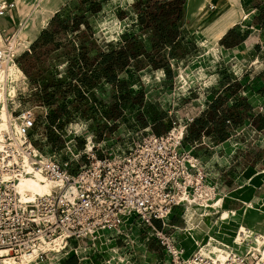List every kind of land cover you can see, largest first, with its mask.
Instances as JSON below:
<instances>
[{
    "label": "rangeland",
    "instance_id": "rangeland-1",
    "mask_svg": "<svg viewBox=\"0 0 264 264\" xmlns=\"http://www.w3.org/2000/svg\"><path fill=\"white\" fill-rule=\"evenodd\" d=\"M23 2L22 0L18 3ZM74 2L77 5L75 14L62 12L59 14L60 21L71 26L73 19L82 17L83 21L90 24V31L81 26L77 33L59 32L54 34L53 40L49 43L33 49L26 48L27 42L30 41L28 30L26 35L20 36L21 43L13 42L12 47H16L17 44L24 45L23 50L15 55L17 57L15 63H11L6 72L0 70V114L5 106L8 116L7 126L0 128L1 134L5 130L9 132L12 130V135L17 138L16 133L19 131L16 126H19L20 120L17 117L20 111L33 109L37 123L31 132L30 140L34 142V148L46 159H54L60 163L69 162L70 173H75L80 166L88 164V158L92 154L102 157L105 154L126 150L132 143L131 135L143 129L138 121L139 110L136 106H128L124 109L125 115L119 120V124L107 119L113 104L119 103L122 92H130V100L142 93L145 101L144 111L147 115L151 113L147 110L146 102L152 101L157 113L167 112L170 118L176 120L187 115L193 116L194 109L200 105L199 101H203L205 90L214 83L215 72L221 71L224 74L228 69L236 72L243 69L236 59H234L235 63L231 61L226 64L214 40L198 32V42L202 47L192 48L189 58L174 65L172 79L146 67L140 73H135L132 69L118 72L122 83L118 88L105 84L97 75H89L87 84L84 85L83 78L77 75V69L74 68V64L81 65L78 56L80 46L86 44L89 56L93 58L95 54L93 43L104 51H109L117 42L125 41L127 35H132L127 34L126 30L129 29L132 21L138 18L144 0H75ZM207 7L210 8L209 2ZM51 16V12L41 16L34 34L38 32L39 27H43L42 18L48 20ZM248 20L242 19L241 22L244 25ZM55 26L58 27V23H55ZM50 31L53 29L50 28ZM137 31L139 34L136 35L140 36V39H145L147 34L144 32L140 35L139 29ZM1 39L4 44L2 36ZM177 54L179 58L183 57L186 54L185 47H178ZM16 66L22 69L26 77L17 73ZM148 96L151 100H148ZM43 108L47 109L48 115H45ZM57 108L62 110V115L53 124L50 117ZM14 109L16 112L13 113ZM194 145L190 132L183 146L185 150L192 151ZM201 149V147L196 148L193 153L202 157ZM205 209L199 208L198 212ZM181 213L184 214V210H181ZM216 213L213 212L210 217L212 222L217 221ZM188 218V227L191 224L194 227L199 224L202 230H206L199 221L201 217H191V220ZM155 226L159 229L156 224ZM172 226L175 228H171ZM127 229L136 243L134 249L129 248L125 243L107 240L106 237L96 242L70 241L68 246L60 251H57L60 247H47L42 257L27 264H65V257L74 253L76 260L78 261L79 257L83 264H150L151 261L142 252L145 250L148 233L154 235V231L136 223L127 226ZM165 229H168L167 233L172 234L177 245L183 249L182 242L185 240V229H187L186 217H173ZM191 233L194 234V239L197 238L196 240L201 243L196 249L202 250L206 242L205 237L200 239L189 227L188 234L191 241L193 238ZM260 236L264 238V235H256V239ZM188 238L187 236L186 239ZM153 240L150 238V243ZM190 246L188 242L185 243V252ZM158 247L162 248L159 243ZM169 261V257L161 251L157 257V264H167ZM16 262L23 264L19 259Z\"/></svg>",
    "mask_w": 264,
    "mask_h": 264
},
{
    "label": "built area",
    "instance_id": "built-area-1",
    "mask_svg": "<svg viewBox=\"0 0 264 264\" xmlns=\"http://www.w3.org/2000/svg\"><path fill=\"white\" fill-rule=\"evenodd\" d=\"M15 7V2L0 0V18ZM13 37L0 46V70L17 58L10 47ZM43 110L47 115V109ZM17 118L22 143L9 133L0 134V258H18L40 240L59 239L63 250L70 241L96 242L106 237L117 242L124 238L134 249L136 243L127 229L131 217L132 224L154 231L147 240L158 241L170 259L167 264H264V258L254 253L231 254L224 263L200 255L185 260L182 248L165 229L176 208L185 210L190 201L198 209L209 208L221 195L210 167L183 148L194 116L176 118L164 135H156L150 128L133 133L126 150L102 157L92 154L89 163L75 173L69 172V162L36 153L30 140L37 123L33 109L21 110ZM25 161L48 181L58 183V192L22 203L17 181L24 174ZM156 222L162 228H156Z\"/></svg>",
    "mask_w": 264,
    "mask_h": 264
},
{
    "label": "crops",
    "instance_id": "crops-1",
    "mask_svg": "<svg viewBox=\"0 0 264 264\" xmlns=\"http://www.w3.org/2000/svg\"><path fill=\"white\" fill-rule=\"evenodd\" d=\"M7 1L15 2L16 7L11 9L5 17L0 18V34L4 41L10 39L19 31L20 24L26 22L25 35L29 30L27 33H32L33 39L27 42L26 48H30L42 33L48 30L49 25L47 26V24L50 18L44 21L42 18L43 27H39L38 32L34 34V29L41 16L43 17L50 12L52 16L57 12V14L62 12L69 15L75 14L77 6L75 0H45V2L43 0L40 5L38 4L39 0H23L24 2L20 4L18 2L22 0ZM200 1H203V4ZM207 2L214 8H208ZM67 6H69L68 9ZM217 6H219L218 9ZM42 8L45 10L43 11ZM242 19L248 20L247 23L243 25ZM137 29L140 27L137 25L136 19L132 21L126 32L134 35L138 32ZM231 29H236L242 42L233 47H226L221 44V40ZM222 30H224L223 34L219 36ZM69 31L77 33L72 29ZM181 32L183 36L181 42L185 47L186 54L181 58L171 60L173 68L179 61L189 58L192 48L199 49L202 47L198 42L199 32L214 40L215 45L220 48L223 61L226 64L231 61L234 62L236 59L241 63L243 69L239 72L228 69L224 74L221 71L215 72L214 83L205 90L203 101H199L200 105L192 113L195 118L205 115L209 106L220 96L227 97L228 101L224 107H228L234 113L233 116L235 117L232 118L233 129L227 138L220 140L214 133L202 134L199 140L194 141L195 145L192 146L191 151L202 148L201 153L197 151L202 157L197 155L210 167L212 179L218 184L221 192L222 203L216 210L208 209L202 212H198L197 206L187 205L185 210L176 208L170 217H186L187 229L189 228L188 217H204L200 218L199 221L204 223L206 230L200 229L202 232L198 231L197 234L200 239H204V237L206 239L205 247L207 249L205 251L216 255L217 253L212 250L216 246L223 251L243 256L250 247H254L256 244L253 235H264V128L257 130L252 126L254 118L258 115H264V0H193L191 3L186 0L185 22ZM253 36L257 38L253 39ZM202 41H200L201 45H203ZM128 69L134 70L133 67ZM150 69L166 76V72L162 69L154 70L151 67ZM142 71L144 69L139 72L135 71V73ZM172 74H174V69H172ZM148 100H151L149 96ZM152 104H154L152 101L146 102L147 110ZM245 106L247 109H244ZM137 108L145 114L148 123L147 126L142 127L152 130L151 127L155 122L152 115H147L144 111L145 101L143 108ZM236 112L242 118L239 122H236L239 118L236 117ZM165 113L167 114L163 119L165 123L174 120L170 118L167 112ZM220 114L221 112H219ZM118 122L116 124H119ZM234 181L237 185H233ZM181 210H184V214L181 213ZM206 211L209 213L205 214ZM213 212H217L215 214L218 217L216 222H212L210 218ZM223 213L229 215L226 219L227 222H223L221 219ZM130 223L129 225H133L132 220ZM155 224L160 229L161 223L156 222ZM171 228L175 227L172 226ZM187 229H185V240L182 242L183 247L187 242V236L189 237ZM239 229H244L252 235L241 245L235 242ZM130 239L133 240L131 237ZM126 240L124 238L118 239L122 243ZM190 245L192 246V244ZM199 250L191 251L192 254H189V257ZM161 251L162 248L158 247V243H155L154 240L152 243L150 240H146L145 250L142 253L151 261L150 264H157V257ZM74 256L75 253L65 257V264ZM183 257L184 259L189 258L186 257L185 252ZM74 264L83 263L78 257V261L75 260Z\"/></svg>",
    "mask_w": 264,
    "mask_h": 264
},
{
    "label": "trees",
    "instance_id": "trees-1",
    "mask_svg": "<svg viewBox=\"0 0 264 264\" xmlns=\"http://www.w3.org/2000/svg\"><path fill=\"white\" fill-rule=\"evenodd\" d=\"M185 4L186 0H144L141 12L137 18V25L140 27V35L144 32L147 34L145 39H140L141 37L136 34L127 35L125 41L117 42L113 49L109 51H104L99 45L93 43L92 48L95 50L93 58H90L86 44L81 45L78 55L81 65L76 66L74 64V68L77 69V75L83 78V84H87L89 75H97L105 84L118 88L122 85L118 72L124 71L129 67H133L136 72L146 67H151L154 70L162 69L166 72V77L172 79L173 66L171 65V60L179 58L177 49L183 46L181 28L185 22ZM57 13L50 18L51 21L49 20L50 23L48 22L47 24V26L49 25L48 30L42 33L32 44L31 48L36 49L40 45L49 43L53 40L54 34L59 32H67L69 29L78 32L81 26L88 31L91 30L90 24L87 21H83L82 17L73 19L71 26H68L64 21H60ZM55 23H58V27L55 26ZM50 28L53 31H50ZM241 42L242 39L236 29L229 30L221 40V44L226 47H233ZM20 70L22 71L21 68ZM24 76L26 77L25 74ZM130 96V92L121 93L119 103L113 104L111 111L107 114L109 121L116 124L123 117L124 109L128 106H136L139 109L144 107V95L142 93L136 95L132 100H130ZM227 101V97H218L209 106V110L205 115L194 118V122L188 129L185 141L190 132L193 142L199 140L202 134L210 135L214 133L220 140L227 138L233 129L232 118L235 117L228 107H224ZM244 109H247V106ZM55 110L50 117L53 124L62 115V110L58 108ZM148 111L155 122L151 128L156 135H164L171 130L174 120L165 123L163 121L165 116H167L165 112L157 113L152 106ZM219 112H221L220 115ZM236 117H239L237 112ZM241 120L242 118L239 117L236 122ZM138 121L143 127L148 125L145 114L141 111H139ZM252 126L257 130L263 129L264 115H258L254 118ZM172 219L173 217H171V221ZM75 260L76 257L74 256L66 264H74Z\"/></svg>",
    "mask_w": 264,
    "mask_h": 264
},
{
    "label": "bare ground",
    "instance_id": "bare-ground-1",
    "mask_svg": "<svg viewBox=\"0 0 264 264\" xmlns=\"http://www.w3.org/2000/svg\"><path fill=\"white\" fill-rule=\"evenodd\" d=\"M42 1L43 0H39L38 1V4L40 5V3ZM191 1H193V0H189V3H191ZM200 2L202 3L203 1H200ZM193 3H195V2H193ZM191 8H192V5H191ZM196 8L198 9V7H196ZM218 8H219V6H217V9ZM194 12H197V11L194 10ZM25 29H26V22H23L19 26V31L16 32V34L13 37V39L11 40L10 47H11V50L13 52L14 57H16L15 55L18 54V53H20L23 50L24 45L23 44L22 45L21 44H17L16 47H12V45L16 44V42L17 43H21L20 42V36L25 35ZM223 32H224V30L220 31L219 36H221L223 34ZM27 35H28V37H29V39L31 41V39H32V33H27ZM0 39H1V35H0ZM13 42H15V43L13 44ZM215 42H216V40H215ZM0 46L1 47H4L5 46V41H4V44H3L2 39L0 40ZM13 63H15V61ZM7 69H8V67H6V66H4V67L1 68V70L5 71V72H6ZM16 71H17V73L19 75H21L22 77H24L23 72L17 66H16ZM7 117L8 116H7V113H6L5 106H4V109L2 110V113L0 114V128H5L7 126L6 125V122L8 120ZM16 128L19 131V126L18 125L16 126ZM0 131H1V129H0ZM3 133H9L10 135H12L13 134V131L11 130L9 132V131L5 130V131L2 132V134ZM0 134H1V132H0ZM16 134L18 135V137L16 138L17 141L20 142V143H22L21 139L19 138V132L16 133ZM34 149H35L36 153L39 154V152L37 151V149L36 148H34ZM23 167H24V174L21 177H19V179L17 181V195H18V198L20 199V201L22 203L30 204V203H33L35 200H37L39 197H43V196H46V195H53L54 193H57L58 192V188H57L58 187V183L48 181L43 174H41L40 172L32 169L31 168V164L28 161H25L23 163ZM221 203H222V198H221V196H219L212 203V205H210L209 208H206L205 210H208V209L216 210L221 205ZM187 205H189V206H192V205L196 206L192 201H190V203L187 204ZM228 216H229L228 213H223V217L221 218L222 221L223 222L224 221L227 222L228 220H226V219H228ZM201 218H204V217H201ZM188 219L191 220V217H189ZM130 220H132L131 217L128 218V221L129 222H130ZM190 223H192V222H190ZM203 225H204V223H203ZM189 227H190L191 231L193 230L196 233V235H198L197 233L201 229L200 228V225L194 227L191 224V225H189ZM204 227H206V226H203V228ZM188 231H189V228H188ZM191 236H193L192 241H191V238H190V235H189V238L187 239V242L189 244H192V246H191V248H186V252H185L184 247H183V249H182L183 250L182 256H184V252H185L186 253V257H189V254H192L191 251H195L196 248L201 244L200 241L196 240L197 238L194 239V237H195L194 234L191 233ZM251 236L252 235L248 231H246L244 229H239V231L237 232V235L235 237V242L237 244H240L241 245V244L245 243L248 239H250ZM253 240H254V242L256 244H258V246L255 245V247H253V246L250 247L249 250L247 251V253L245 255H247L248 253H254V255L259 254L262 258H264V238H263V236L262 237L260 236L258 239H256V235H253ZM49 246H54V247H58V248L60 247V249H61L60 240L59 239H56L54 241L40 240L33 247L32 251H30L28 253H25V254H23L21 256H19V258H14L12 256H2V258H0V264H18L16 262L17 259H19L23 264L31 263V262L35 261L36 258H38L39 254L41 252H46L44 250L47 247H49ZM60 249L57 250V251H60ZM206 249L207 248L204 245L202 250H199L198 252H196L193 255H200L201 257L208 258V259H212V260H215V261H219L221 263H224L227 260V258H228L229 255L234 254L233 252L223 251L219 247H216L215 246L212 250L214 252H216L217 254L216 255L215 254L212 255V254L207 253L205 251ZM235 255H237V254H235ZM245 255H243V256H245ZM183 259H184V257H183ZM188 259H185V260H188Z\"/></svg>",
    "mask_w": 264,
    "mask_h": 264
}]
</instances>
